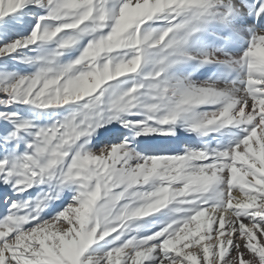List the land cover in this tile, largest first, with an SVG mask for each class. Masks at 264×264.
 <instances>
[{"label":"snow or ice","instance_id":"snow-or-ice-1","mask_svg":"<svg viewBox=\"0 0 264 264\" xmlns=\"http://www.w3.org/2000/svg\"><path fill=\"white\" fill-rule=\"evenodd\" d=\"M0 264H264V0H0Z\"/></svg>","mask_w":264,"mask_h":264}]
</instances>
